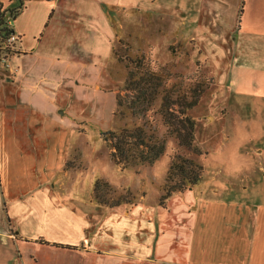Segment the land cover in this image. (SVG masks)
<instances>
[{
    "label": "crops",
    "instance_id": "crops-1",
    "mask_svg": "<svg viewBox=\"0 0 264 264\" xmlns=\"http://www.w3.org/2000/svg\"><path fill=\"white\" fill-rule=\"evenodd\" d=\"M25 1L13 23L19 53L0 64V264H264L263 203L195 190L167 208L144 197L109 207L67 169L74 120L83 119L71 111L83 88L105 81L115 14L164 13L233 85L234 69H251L262 114L264 0ZM104 95L94 97L97 113Z\"/></svg>",
    "mask_w": 264,
    "mask_h": 264
},
{
    "label": "rangeland",
    "instance_id": "rangeland-1",
    "mask_svg": "<svg viewBox=\"0 0 264 264\" xmlns=\"http://www.w3.org/2000/svg\"><path fill=\"white\" fill-rule=\"evenodd\" d=\"M115 23L119 36L103 73L105 81L83 88V99H76L71 111L77 117L74 119H83L72 118L76 132L67 169L82 173L83 193L89 195L101 179L99 195L109 204L134 205L144 197L167 208L174 197L195 190L210 198L264 204V122H260L264 113H256L261 100L251 69H234L233 85L227 70L219 71L198 43L179 37L183 27L173 25L164 13L141 17L121 12L115 14ZM184 27L186 33L190 31ZM148 70L157 76L159 89L153 93L158 85L142 81L145 96L137 97L138 92L129 90L135 86L129 78L135 75L138 80ZM100 90L105 92L102 101L109 105V96L114 94L115 105L108 111L110 106L105 104L106 113H97L95 106L94 97ZM163 104L170 106V124L163 117ZM61 119L68 129L71 120L66 116ZM184 119L194 127L192 144L200 153L180 144L179 129H183L181 137L188 136L180 121ZM104 132L124 133L130 157H114L112 141L104 140ZM142 142L163 146L164 153L153 163L144 162L139 155ZM178 157L202 167L200 183L184 191L178 189L184 184L181 176H169L172 161ZM168 192L171 195L165 199ZM215 206L206 220L213 216Z\"/></svg>",
    "mask_w": 264,
    "mask_h": 264
},
{
    "label": "trees",
    "instance_id": "trees-1",
    "mask_svg": "<svg viewBox=\"0 0 264 264\" xmlns=\"http://www.w3.org/2000/svg\"><path fill=\"white\" fill-rule=\"evenodd\" d=\"M11 3H13L12 6H8L4 8L3 1L0 0V63H3L2 61H10L12 57L17 55L19 52L17 49H13V46L10 44H7V40L10 39L12 36L16 35L15 30L13 28V23L15 19L23 12V10L26 7V1L25 0H9ZM19 38L18 43L20 42L21 38ZM17 46V45H16ZM141 63V62H140ZM6 66V63H3ZM145 77V78H142ZM138 80L135 79V75L130 76L129 79L132 81H135V86L133 88H129V90L134 91L135 93L138 92L137 97L142 94V97L145 96V93L143 94L144 88H142V81L147 82V85H158L154 92L158 91V87L160 82L157 81V76L151 71H146L144 73V76H142ZM150 82V84H149ZM147 86H145V89ZM167 100V99H166ZM118 101V99H117ZM119 104V103H118ZM166 104H170L166 101ZM163 104L162 107V114L167 124L171 123V119H168L169 109L170 106ZM184 125V129L187 131L188 136H182L181 137V131L183 129H179L178 131V138L180 141L181 146L186 147L191 152L200 153L197 148L193 146V140H194V131H193V125L188 124L187 120H180ZM104 140L106 141H112V148L115 150L113 156L120 155L121 157H125L126 159L130 157L129 148H126L125 145H129L128 142H125L124 140V133H121L120 135L114 134V132H104L102 133ZM139 146H144L142 150L139 152V155L141 154V159H143L144 162L150 161L153 163L154 161L158 160L159 157L164 153V147H156L149 146L146 144V142H142L141 144H138ZM145 153L144 152H147ZM187 167H186V166ZM202 167L198 165L193 160H187L181 157H178L172 161V164L169 169V176H173V174H177L181 176V179L184 181L183 185H180L178 187L179 191H184L187 189V187L191 188L193 186H196L200 183L202 180ZM104 183L101 179L97 180L94 185V192L95 196L98 199V202L102 205H106L109 207H116L118 206V203L109 204L108 201L103 199L99 195V188L100 185ZM171 195V192H168L164 197L165 199H169ZM62 247V246H59ZM74 248V247H69Z\"/></svg>",
    "mask_w": 264,
    "mask_h": 264
},
{
    "label": "built area",
    "instance_id": "built-area-1",
    "mask_svg": "<svg viewBox=\"0 0 264 264\" xmlns=\"http://www.w3.org/2000/svg\"><path fill=\"white\" fill-rule=\"evenodd\" d=\"M18 41H19L18 36L17 35H14L10 39L7 40V44H10L11 46H13V49H17V46L19 44ZM2 62L3 63H6V67L9 66V62L8 61L3 60Z\"/></svg>",
    "mask_w": 264,
    "mask_h": 264
}]
</instances>
